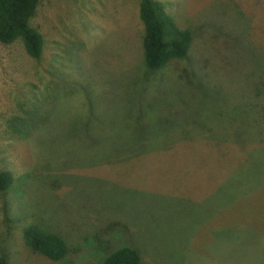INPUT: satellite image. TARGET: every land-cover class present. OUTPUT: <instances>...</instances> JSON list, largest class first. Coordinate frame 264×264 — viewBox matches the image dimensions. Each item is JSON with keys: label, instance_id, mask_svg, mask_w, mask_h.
<instances>
[{"label": "rangeland", "instance_id": "1", "mask_svg": "<svg viewBox=\"0 0 264 264\" xmlns=\"http://www.w3.org/2000/svg\"><path fill=\"white\" fill-rule=\"evenodd\" d=\"M186 59L148 72L140 0H40L0 44V257L100 264H264V0H156ZM56 234L58 263L22 229Z\"/></svg>", "mask_w": 264, "mask_h": 264}, {"label": "trees", "instance_id": "2", "mask_svg": "<svg viewBox=\"0 0 264 264\" xmlns=\"http://www.w3.org/2000/svg\"><path fill=\"white\" fill-rule=\"evenodd\" d=\"M40 0H0V44L11 45L17 39L23 43L27 55L39 60L43 50L41 34L29 25ZM138 19L143 27L142 53L148 72L163 69L173 60L186 59L191 44L189 31L179 30L164 7L156 0H140ZM13 182L9 172L0 173V190ZM22 238L28 251L51 263L65 259L69 249L56 234L45 233L38 227L22 229ZM0 264H7L0 257ZM100 264H140L138 250L122 246L108 254Z\"/></svg>", "mask_w": 264, "mask_h": 264}]
</instances>
